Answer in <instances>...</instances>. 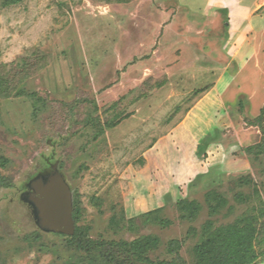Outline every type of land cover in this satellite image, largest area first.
I'll list each match as a JSON object with an SVG mask.
<instances>
[{
  "label": "rangeland",
  "instance_id": "rangeland-1",
  "mask_svg": "<svg viewBox=\"0 0 264 264\" xmlns=\"http://www.w3.org/2000/svg\"><path fill=\"white\" fill-rule=\"evenodd\" d=\"M227 21L202 0H0V155L9 160L0 175L12 181L0 186L2 264L69 256L62 236L25 240L39 228L24 185L55 162L80 197L79 224L94 238L158 235L153 258L201 228L208 191L235 206L220 223L255 203H238V191L264 194V160L247 151L262 140L264 32L253 31L245 56ZM186 198L204 207L194 221L180 217ZM157 209L172 224L146 222ZM197 240L181 252L190 264Z\"/></svg>",
  "mask_w": 264,
  "mask_h": 264
},
{
  "label": "trees",
  "instance_id": "trees-1",
  "mask_svg": "<svg viewBox=\"0 0 264 264\" xmlns=\"http://www.w3.org/2000/svg\"><path fill=\"white\" fill-rule=\"evenodd\" d=\"M18 3L21 0H7ZM226 25L229 26L228 22ZM37 104V103H35ZM257 123L262 132V140L247 147L249 153H256V157L264 160V107L257 117ZM8 159L0 155V164L6 165ZM254 182L250 177H241L240 185ZM0 186H12V181L0 175ZM264 192V191H263ZM253 194V195H251ZM247 194L238 191L235 199L238 203L255 202L247 210L238 214L232 221L220 223L217 216L227 206L225 216L234 213L235 206L229 205L226 194L217 190L206 193L205 202L209 212V218L197 230L190 227L188 234L183 239H171L167 242L165 254L152 257V253L158 251L163 242L158 235L143 234L132 240L120 238H94L88 225L79 224L83 217L81 200L77 193L73 192V218L76 222V230L72 235L64 233H53L62 236L61 244L64 249L70 251L67 258L58 256L59 260L53 264H190L182 255V249L188 238L197 235L198 240L193 247L194 259L191 264H257L264 256V251L257 249V243L261 242L259 224L264 218V194L260 188L255 186L254 192ZM180 217L183 220L194 221L204 208L197 199H180L177 201ZM161 209L147 212L146 222H155L161 226H169L172 221L158 214ZM263 221V220H262ZM118 224L117 217L112 219V224ZM133 221L131 220V226ZM264 225L263 223H261ZM44 232L38 229L25 240L33 243L39 241ZM46 247V245H43ZM56 247V245H52ZM62 259V260H60ZM0 264H2L0 259Z\"/></svg>",
  "mask_w": 264,
  "mask_h": 264
},
{
  "label": "water",
  "instance_id": "water-1",
  "mask_svg": "<svg viewBox=\"0 0 264 264\" xmlns=\"http://www.w3.org/2000/svg\"><path fill=\"white\" fill-rule=\"evenodd\" d=\"M21 199L28 203L38 228L47 233L72 235L76 230L73 218V191L59 162L38 173L25 185Z\"/></svg>",
  "mask_w": 264,
  "mask_h": 264
},
{
  "label": "crops",
  "instance_id": "crops-1",
  "mask_svg": "<svg viewBox=\"0 0 264 264\" xmlns=\"http://www.w3.org/2000/svg\"><path fill=\"white\" fill-rule=\"evenodd\" d=\"M190 1L196 3L199 0ZM202 2H205L207 6L227 10V22L230 25L229 33L231 37L233 39L243 40L242 45H239L240 49L250 40V35L253 34V31L255 32L258 30L264 32V15L261 16L256 14V12L264 6V0H202ZM236 47L237 46H234V49ZM243 49L244 55L246 56L253 54L252 51L255 50V47L248 45V47L246 46ZM238 52L239 51H234V56H236Z\"/></svg>",
  "mask_w": 264,
  "mask_h": 264
}]
</instances>
